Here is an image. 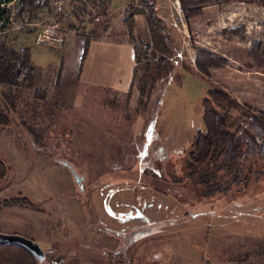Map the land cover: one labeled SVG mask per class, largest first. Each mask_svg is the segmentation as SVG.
Here are the masks:
<instances>
[{
	"label": "rangeland",
	"instance_id": "rangeland-1",
	"mask_svg": "<svg viewBox=\"0 0 264 264\" xmlns=\"http://www.w3.org/2000/svg\"><path fill=\"white\" fill-rule=\"evenodd\" d=\"M112 1L103 2L98 23L76 14L72 34L122 35L115 21L128 5L138 6L137 0ZM153 1L173 38L167 62L155 52L150 63L138 65L129 92L91 90L72 109L13 89L14 107L5 111L10 122L0 125V155L12 165L11 181L0 185V210L11 196L34 200V209L48 213L47 235L58 246L50 255L67 254L65 264H172L179 255L204 249L181 246L179 252L180 242L200 246L217 239L224 255L236 256L254 248V238L264 239V229L258 230L264 226V174L241 190L205 200L167 179L186 171L189 143L205 128L208 87H220L264 116V5ZM19 6L17 0L9 6L16 12L14 25ZM29 34L13 29L2 38L18 48L16 41ZM144 38L138 41L150 45L149 32ZM5 90L0 86V93ZM167 193L188 203L180 219L195 217L176 228L171 219L159 226L156 221L177 211ZM213 199L219 200L214 215H200L196 204Z\"/></svg>",
	"mask_w": 264,
	"mask_h": 264
},
{
	"label": "trees",
	"instance_id": "trees-1",
	"mask_svg": "<svg viewBox=\"0 0 264 264\" xmlns=\"http://www.w3.org/2000/svg\"><path fill=\"white\" fill-rule=\"evenodd\" d=\"M13 1L15 0H0V23L8 20L4 5ZM17 1L20 5L18 9L19 16H29L36 9L48 3V0ZM233 1L221 0L225 3ZM238 1L264 5V0ZM137 5H128L123 12L122 19L128 40L134 47L137 67L142 61H145L146 64L150 63L151 57H155V52L163 55L162 62H167L164 56L168 55L173 45L169 28L165 25L164 19L155 11L153 0H137ZM136 13H142L145 17L150 35V45H144L135 36L134 15ZM79 14L77 13V15ZM70 27L73 26L70 25ZM81 35L86 39L84 50L86 51L88 41L92 38V32H82ZM137 67L131 88L134 86ZM34 78L35 69L31 62L30 49L27 46L12 47L8 40L1 38L0 86L5 87L6 90L0 93V125L6 126L10 122L5 111L6 108L14 107L16 95L13 89L30 90L35 98L41 100L51 98L49 94L33 89ZM144 87L145 85L142 84V87H140L141 93L145 91ZM206 94L203 100L202 114L205 128L198 131L189 143L185 159L186 171L181 176L173 173L167 175V179L172 183L193 188L194 194H200L204 200L228 193L231 190H241L251 180H259L264 174L260 164H264V116L244 107L220 87H208ZM11 174L12 165L9 159L0 155V185L11 181ZM166 195L175 202L177 211L171 210L168 218L156 221L159 226H163V223H161L163 220L168 223V219H171L169 223L171 227H174L184 220H191L193 215L195 217V214L190 215L188 213L187 219H180V216L186 212L185 209L188 208V203L179 201L168 193ZM218 202L219 200L213 199L196 205L203 209V211H199L200 215H214L215 210L213 208L218 206ZM1 203L3 206H28L33 208L35 206L34 200L22 195L5 198ZM228 220L236 225L234 220ZM262 229H264V226H258L259 231ZM258 233L254 237H257ZM252 244L254 248L242 255L226 256L222 249L221 256L227 257L231 261L260 262L264 257V239L254 238ZM44 254V261H39L21 247L1 246L0 264H65L68 257L67 254L53 257L47 250H44ZM262 264H264V261Z\"/></svg>",
	"mask_w": 264,
	"mask_h": 264
},
{
	"label": "crops",
	"instance_id": "crops-1",
	"mask_svg": "<svg viewBox=\"0 0 264 264\" xmlns=\"http://www.w3.org/2000/svg\"><path fill=\"white\" fill-rule=\"evenodd\" d=\"M115 2L124 5L123 0L112 1L113 4ZM113 6L115 5H111L110 8ZM122 19L123 12L115 21L119 24L122 35L91 38L86 51H84L86 39L81 34H65L63 42L56 47L35 44L30 32L26 38L17 40L19 47L27 46L30 49V58L35 69L33 89L49 94L57 105L67 109L74 108L78 97L84 93H90L91 90L129 92L137 65L134 47L128 40ZM134 21V33L137 40L145 41L144 37L148 29L144 15L136 13ZM47 219L48 213L41 208L2 206L0 230L5 233L24 235L43 243L40 245L43 250L56 253L54 250L57 251L58 246L47 235ZM186 222L182 221L179 225ZM221 241L204 240L200 246L199 244L196 246L197 243L189 245L180 242L177 244L179 252L181 246L203 247L204 249L187 258L183 256L181 259L179 255L178 262L175 261V263L189 264L193 261L197 264H262L264 261V257L260 262L228 260L227 257L221 256Z\"/></svg>",
	"mask_w": 264,
	"mask_h": 264
},
{
	"label": "built area",
	"instance_id": "built-area-1",
	"mask_svg": "<svg viewBox=\"0 0 264 264\" xmlns=\"http://www.w3.org/2000/svg\"><path fill=\"white\" fill-rule=\"evenodd\" d=\"M105 0H48L47 5L36 9L31 15L20 17L18 24L15 10H9L12 2L4 5L7 21L0 23V39L13 29H24L32 33L37 45L56 47L63 42L65 34H72L71 23L77 13L85 14L93 23L102 18Z\"/></svg>",
	"mask_w": 264,
	"mask_h": 264
},
{
	"label": "water",
	"instance_id": "water-1",
	"mask_svg": "<svg viewBox=\"0 0 264 264\" xmlns=\"http://www.w3.org/2000/svg\"><path fill=\"white\" fill-rule=\"evenodd\" d=\"M72 174L76 178L77 182L80 181L81 178L77 176L75 171H72ZM6 245L21 247L31 253L39 261H44L45 259L44 250L40 247V245L24 235L0 231V247Z\"/></svg>",
	"mask_w": 264,
	"mask_h": 264
}]
</instances>
